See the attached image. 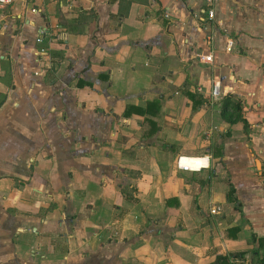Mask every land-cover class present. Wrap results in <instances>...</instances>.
I'll return each instance as SVG.
<instances>
[{
  "label": "crops",
  "instance_id": "1",
  "mask_svg": "<svg viewBox=\"0 0 264 264\" xmlns=\"http://www.w3.org/2000/svg\"><path fill=\"white\" fill-rule=\"evenodd\" d=\"M213 79L246 129L221 118ZM252 234L264 0H215L211 21L204 0L0 2V264H246Z\"/></svg>",
  "mask_w": 264,
  "mask_h": 264
},
{
  "label": "trees",
  "instance_id": "2",
  "mask_svg": "<svg viewBox=\"0 0 264 264\" xmlns=\"http://www.w3.org/2000/svg\"><path fill=\"white\" fill-rule=\"evenodd\" d=\"M96 17V13L93 12V17ZM188 96L192 99L193 103L197 100L199 104L205 102L202 97H197L194 92H186ZM198 98V99H197ZM207 100V99H206ZM157 100L148 101L144 108L137 106H128L124 112V115L128 116L131 112H138L146 115L155 114L158 107ZM153 108V109H152ZM220 116L228 124H234L236 122H242L244 129L247 128L248 124L246 119L243 117L242 106L240 100L235 98L232 94H225L220 98ZM152 109V110H151ZM227 200L234 204L236 209L240 208V203L234 195V187L229 183V188L227 190ZM231 229V228H230ZM236 230V227H233ZM252 240L258 242L257 247L251 249L250 261L246 264H264V236L256 237L254 234L251 235ZM241 258L245 259L243 252H229L225 254H217L214 261L211 264H236L235 259Z\"/></svg>",
  "mask_w": 264,
  "mask_h": 264
},
{
  "label": "built area",
  "instance_id": "3",
  "mask_svg": "<svg viewBox=\"0 0 264 264\" xmlns=\"http://www.w3.org/2000/svg\"><path fill=\"white\" fill-rule=\"evenodd\" d=\"M5 0H0V2H3ZM205 2V5H206V13H207V16L209 18V20H213L214 19V3H215V0H204ZM207 40L208 41H211L212 38L210 35L207 36ZM37 41H41V38L38 37L37 38ZM233 46V41H227V44H226V49L229 50L231 49ZM201 60L203 62H206V63H211L212 60H213V54L212 52H209L208 54H204V55H201ZM222 95V90H221V84H220V81L219 80H216V79H213L212 81V84H211V87H210V90H209V94H208V98L212 101L214 100H218ZM197 161H199V158H195ZM199 165V164H197ZM179 167L182 169V170H191V166L189 164H179ZM200 168V166H199Z\"/></svg>",
  "mask_w": 264,
  "mask_h": 264
},
{
  "label": "bare ground",
  "instance_id": "4",
  "mask_svg": "<svg viewBox=\"0 0 264 264\" xmlns=\"http://www.w3.org/2000/svg\"><path fill=\"white\" fill-rule=\"evenodd\" d=\"M192 166V165H191Z\"/></svg>",
  "mask_w": 264,
  "mask_h": 264
}]
</instances>
